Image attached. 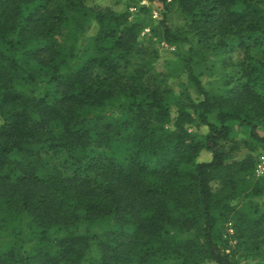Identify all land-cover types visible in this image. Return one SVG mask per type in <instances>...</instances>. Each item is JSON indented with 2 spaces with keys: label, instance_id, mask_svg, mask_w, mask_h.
Segmentation results:
<instances>
[{
  "label": "trees",
  "instance_id": "obj_1",
  "mask_svg": "<svg viewBox=\"0 0 264 264\" xmlns=\"http://www.w3.org/2000/svg\"><path fill=\"white\" fill-rule=\"evenodd\" d=\"M85 1L0 0V264H238L224 253L217 213L231 199L222 190L232 192L252 174L256 156L228 163L218 141L229 139L227 122H237L249 128L244 147L264 149L251 119V111L260 110V95L243 85L230 91L236 105L227 96L211 97L193 74L191 57L188 80L202 97L197 103H171L135 72L127 83L110 80L119 61L136 49L138 25L111 8L87 9ZM34 2L43 5L29 12ZM172 3L184 25L171 30L163 17L161 39L188 43L190 54L209 37L264 39V0ZM107 19L119 27L117 37L99 29L85 38L91 21L100 26ZM66 21H73L78 40H87L91 55L54 40ZM36 39L48 43L34 49ZM107 40L118 53L102 46ZM210 100L219 107L217 122L208 119ZM191 124L206 126L208 133L197 139L186 130ZM92 146L110 151L88 159L84 170L93 180L65 177L40 156L43 148L63 149L76 159L72 152ZM203 148L212 158L196 162ZM181 164L193 170L182 172ZM263 191L264 184L254 194ZM13 214L25 216L28 228L13 226ZM101 219L112 225L101 233L86 227ZM260 248L254 251L264 259Z\"/></svg>",
  "mask_w": 264,
  "mask_h": 264
},
{
  "label": "rangeland",
  "instance_id": "obj_2",
  "mask_svg": "<svg viewBox=\"0 0 264 264\" xmlns=\"http://www.w3.org/2000/svg\"><path fill=\"white\" fill-rule=\"evenodd\" d=\"M87 0L85 6L87 9L96 10L101 8H111L116 14L126 15L127 21L138 25L137 46L136 49L125 60L119 61L117 77L121 78V83L129 82V76L132 73L142 76L144 85L150 90H158L160 95L171 103L182 101L183 103H197L202 100L197 88L188 80V59L193 74L201 81L203 88L210 96H227L230 104H237V100L232 97L230 91L243 85H248L255 90L261 97L259 100L260 110L251 111V119L254 121L257 134L264 137V39L258 35L227 34L219 37H209L200 45H196L192 54L188 52V43L179 42L169 44L161 39L160 21L165 17L166 25L171 30H176L184 25L183 16L176 8L172 0ZM43 4L34 2L29 5L27 10L30 12L40 8ZM134 6L135 10L130 11ZM89 17H91L89 15ZM85 38L94 37L97 30L104 32L116 31L118 35L119 27L116 26L113 19H107L100 26L94 21L89 23ZM185 34L191 36L192 30L184 28ZM77 30L73 21H66L61 27V35L54 37V40L66 46L73 44L81 48L85 55L92 54V48L87 45V40H78ZM219 42L225 45L217 46ZM48 43L45 39H36L31 41V47L38 49ZM102 46L108 48L115 54L118 49L112 40L101 42ZM240 44L245 45L244 48ZM217 46V47H216ZM214 47V51L209 48ZM247 51L248 57L245 56ZM211 101V100H210ZM208 115L211 122H217L218 105H215ZM211 101V102H212ZM189 111H192L188 108ZM3 119L0 117V124ZM231 128L229 139L219 140L218 144L224 152L226 162L231 163L244 158H254L259 154H264V149L256 146V151L252 152L245 148L241 143L243 139L249 138V128L241 126L237 122H227ZM171 128L170 126H168ZM188 133L194 135L197 139L206 136L208 129L204 125L191 124L185 125ZM76 159L70 158L69 152L63 149L49 150L43 148L40 151L41 158L54 167L63 176L80 174L90 176L85 173V166L89 158L95 156H108L109 150L89 147L84 153L72 152ZM212 158V153L206 149H201L195 156L196 162H208ZM182 172L193 170L191 164H181ZM243 176V174H242ZM264 177V176H262ZM262 177H259L262 178ZM244 180L234 185L232 192L227 188L222 190V195L231 197L228 200L226 210L217 213L216 230L222 236L225 247L224 253L233 257L238 264H259L264 259L254 251L255 247H264V191L259 195L254 194L257 187H261L264 181L257 180L254 174L244 176ZM93 180V179H92ZM95 185L100 184V179H94ZM213 188L218 187V182H212ZM12 225L20 230L28 228V220L23 215L13 214ZM257 220H262L257 223ZM112 225L111 221L101 219L86 227L95 230L97 233L103 232ZM11 226V227H13ZM189 238V237H188ZM4 244L0 240V248ZM260 248V249H261ZM214 264V263H204Z\"/></svg>",
  "mask_w": 264,
  "mask_h": 264
},
{
  "label": "built area",
  "instance_id": "obj_3",
  "mask_svg": "<svg viewBox=\"0 0 264 264\" xmlns=\"http://www.w3.org/2000/svg\"><path fill=\"white\" fill-rule=\"evenodd\" d=\"M134 10H135L134 6L130 7V11H134ZM254 174L257 178L264 176V154H259L256 156Z\"/></svg>",
  "mask_w": 264,
  "mask_h": 264
}]
</instances>
